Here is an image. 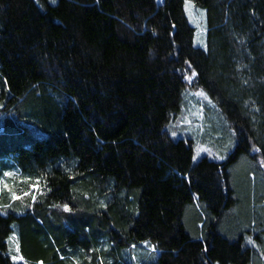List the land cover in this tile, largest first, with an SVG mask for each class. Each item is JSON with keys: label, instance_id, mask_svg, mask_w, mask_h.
<instances>
[{"label": "trees", "instance_id": "obj_1", "mask_svg": "<svg viewBox=\"0 0 264 264\" xmlns=\"http://www.w3.org/2000/svg\"><path fill=\"white\" fill-rule=\"evenodd\" d=\"M54 1L0 0V90L20 121L0 135V175L18 171L0 264L14 222L27 264H142V243L154 264H264V0H191L206 50L184 0ZM188 88L230 129L221 162L174 138Z\"/></svg>", "mask_w": 264, "mask_h": 264}, {"label": "rangeland", "instance_id": "obj_2", "mask_svg": "<svg viewBox=\"0 0 264 264\" xmlns=\"http://www.w3.org/2000/svg\"><path fill=\"white\" fill-rule=\"evenodd\" d=\"M48 3L52 5L55 1L48 0ZM156 3L158 6H161L164 0H156ZM183 8L189 24L194 29V47L206 50L205 10L197 7L191 0H184ZM6 97V94H1L0 90V135L3 133L5 123L9 119L15 120L17 124L20 122L15 118H11L12 114H8L5 111L7 105ZM181 111V120L174 126V138H187L191 141L194 151V162L200 157H207L221 162L232 152L234 144L230 129L219 115L215 103L204 91L201 89H186L183 95ZM27 125L30 127L29 124ZM34 135L36 138L44 136L40 131H35ZM19 146V143L14 144L10 142L9 145L5 144V149L13 150V148ZM17 173L18 171H15L14 174L3 173V175H0V190L5 188L8 179L12 180L11 178ZM12 230L13 232L8 240V255L13 264H27V260L23 258L19 248L17 223L14 222ZM138 249L146 254L142 264H154L157 251L149 248L146 243L140 244ZM124 256L132 264H137V260L139 259L134 250L126 251Z\"/></svg>", "mask_w": 264, "mask_h": 264}, {"label": "crops", "instance_id": "obj_3", "mask_svg": "<svg viewBox=\"0 0 264 264\" xmlns=\"http://www.w3.org/2000/svg\"><path fill=\"white\" fill-rule=\"evenodd\" d=\"M5 174H6V172H5Z\"/></svg>", "mask_w": 264, "mask_h": 264}]
</instances>
